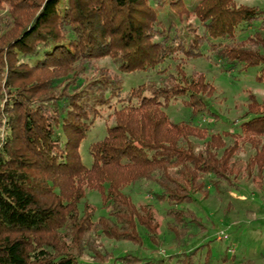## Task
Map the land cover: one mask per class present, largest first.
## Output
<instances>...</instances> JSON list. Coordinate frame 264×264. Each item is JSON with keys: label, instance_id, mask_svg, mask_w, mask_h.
<instances>
[{"label": "trees", "instance_id": "16d2710c", "mask_svg": "<svg viewBox=\"0 0 264 264\" xmlns=\"http://www.w3.org/2000/svg\"><path fill=\"white\" fill-rule=\"evenodd\" d=\"M179 56L229 74L259 68L264 82V8L236 0H0V264H81L86 256L94 264H195V250L167 260L114 257L102 239L142 247L141 228L159 246L154 203H165L167 229L184 245L188 223L205 230L184 207L195 195L205 199L239 178L263 188L264 99L249 94L241 119L219 132L208 101L216 88L205 74L187 76L182 61L174 72L163 67ZM104 59L124 76L155 72L158 83L125 92L120 76L92 71ZM176 103L186 119L165 111ZM76 105L79 125L71 121ZM105 110L113 124L88 145L87 166L79 149ZM246 147L254 154L244 162ZM141 182L157 187L153 203L124 192ZM89 191L100 194L105 216L84 202Z\"/></svg>", "mask_w": 264, "mask_h": 264}, {"label": "rangeland", "instance_id": "374dc122", "mask_svg": "<svg viewBox=\"0 0 264 264\" xmlns=\"http://www.w3.org/2000/svg\"><path fill=\"white\" fill-rule=\"evenodd\" d=\"M236 1L241 5L264 8V0ZM180 61L184 62L183 71L187 76L194 71L202 72L216 88V93L208 101L211 111L216 114L215 129L219 132L232 130L233 124L241 119L247 108L249 94H254L258 100L264 99V82L256 79L259 68L229 74L221 72L218 66L212 63L204 60L187 61L182 56L176 60L166 61L163 67L174 72V65ZM91 66L92 71L105 67L113 74L120 76L125 92L142 83H158L159 79V75L155 72L121 75L117 66L109 59L95 61ZM165 111L172 121L184 120L188 116V112L180 103L170 105ZM80 116H82V111L76 105L71 121L79 125ZM214 121L212 118H202V123H209V126ZM112 124L113 120L109 117V112L105 110L103 116L95 122L87 140L80 146L79 152L85 165L89 166L92 161L87 151L88 145L101 139L105 135L106 128ZM1 135L2 132H0V137ZM253 154L254 151L246 147L239 158L245 162ZM234 184L232 187L226 182H220L217 187H211L207 198L204 199L199 194L195 195L194 200L184 206L198 216L205 229L188 223L189 236L185 237L184 245H178L173 234L167 229L166 224L171 221L166 216L167 204L154 203L156 216L160 223L159 246H154L145 231L140 228L139 231L143 238L142 247H136L129 242H116L103 238V250L110 252L114 257L130 253L146 260H167L171 256L195 250V264H239L246 261H251L253 264H264V180L262 189H259L255 182L246 181L244 178L235 180ZM155 191L157 187L148 182H141L124 189V192L129 194L136 204L153 203L152 194ZM84 202L97 208L96 218L106 215L107 210L103 208L99 193L89 191ZM81 208L82 205H80ZM81 264L94 263L86 256L81 260Z\"/></svg>", "mask_w": 264, "mask_h": 264}]
</instances>
